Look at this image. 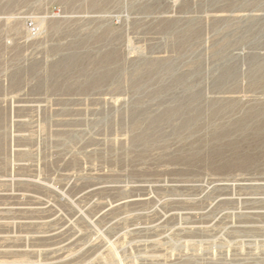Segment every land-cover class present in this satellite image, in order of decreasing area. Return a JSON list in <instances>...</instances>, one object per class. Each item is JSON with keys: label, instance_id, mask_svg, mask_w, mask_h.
<instances>
[{"label": "rangeland", "instance_id": "obj_1", "mask_svg": "<svg viewBox=\"0 0 264 264\" xmlns=\"http://www.w3.org/2000/svg\"><path fill=\"white\" fill-rule=\"evenodd\" d=\"M0 264H264V0H0Z\"/></svg>", "mask_w": 264, "mask_h": 264}]
</instances>
